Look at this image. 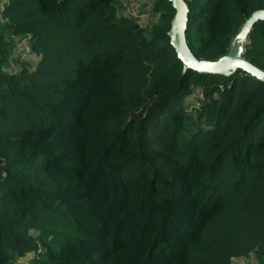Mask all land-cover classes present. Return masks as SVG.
<instances>
[{"label": "trees", "instance_id": "obj_1", "mask_svg": "<svg viewBox=\"0 0 264 264\" xmlns=\"http://www.w3.org/2000/svg\"><path fill=\"white\" fill-rule=\"evenodd\" d=\"M0 8V264H264V82L182 73L166 0ZM216 61L264 0H184ZM31 44L33 65L12 56ZM243 57L264 72V22ZM203 89L195 120L182 111ZM190 99V100H189ZM198 100L195 96V100Z\"/></svg>", "mask_w": 264, "mask_h": 264}, {"label": "water", "instance_id": "obj_2", "mask_svg": "<svg viewBox=\"0 0 264 264\" xmlns=\"http://www.w3.org/2000/svg\"><path fill=\"white\" fill-rule=\"evenodd\" d=\"M174 9L170 27L167 32L169 44L174 49L177 59L182 64V73L192 70L200 74H212L220 76H231L237 70L250 74L255 79L264 82V72L253 66L244 57V47L248 34L257 21L264 22V10L253 12L244 24L231 38L227 53L216 61H205L197 59L188 47L186 41V28L188 6L184 0H166Z\"/></svg>", "mask_w": 264, "mask_h": 264}, {"label": "built area", "instance_id": "obj_3", "mask_svg": "<svg viewBox=\"0 0 264 264\" xmlns=\"http://www.w3.org/2000/svg\"><path fill=\"white\" fill-rule=\"evenodd\" d=\"M118 2L126 17L140 27L145 24L152 23L156 17L153 16L149 7L144 6L143 0H118ZM9 4V0H0L1 9ZM12 56H14L18 62H24L29 65H33L36 61L35 58H33L34 56L31 44L25 39L18 43L17 47L12 52ZM189 90L190 93H192L190 99H193H189V104L185 105L182 115L186 118L195 120L197 117L196 111L199 109L205 97L203 89L200 87L190 85ZM195 96H197L198 100L193 101L195 100ZM36 256V253H30L21 264H31V260ZM251 262H253L251 257H243L233 259L231 264H248Z\"/></svg>", "mask_w": 264, "mask_h": 264}, {"label": "crops", "instance_id": "obj_4", "mask_svg": "<svg viewBox=\"0 0 264 264\" xmlns=\"http://www.w3.org/2000/svg\"><path fill=\"white\" fill-rule=\"evenodd\" d=\"M35 60H36V58H35Z\"/></svg>", "mask_w": 264, "mask_h": 264}, {"label": "rangeland", "instance_id": "obj_5", "mask_svg": "<svg viewBox=\"0 0 264 264\" xmlns=\"http://www.w3.org/2000/svg\"><path fill=\"white\" fill-rule=\"evenodd\" d=\"M156 18V17H155Z\"/></svg>", "mask_w": 264, "mask_h": 264}]
</instances>
